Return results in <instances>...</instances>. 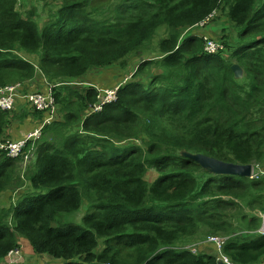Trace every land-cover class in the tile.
I'll use <instances>...</instances> for the list:
<instances>
[{"label": "trees", "instance_id": "1", "mask_svg": "<svg viewBox=\"0 0 264 264\" xmlns=\"http://www.w3.org/2000/svg\"><path fill=\"white\" fill-rule=\"evenodd\" d=\"M53 1L48 12L42 2L51 1L40 0V24L38 7L22 13L18 0H0V87L41 75L57 103L30 154L31 144L19 159L0 151V200L9 204L0 207V262L26 239L43 264H217L222 255L264 264L255 215L264 214V172L212 175L181 155L264 168V0ZM218 11L238 31L227 58L189 32ZM163 29L158 55L132 65ZM118 86V101L96 111ZM20 101L0 109V143L47 117ZM85 206L81 224H62ZM201 226L231 237L222 253L208 243L197 255L181 248Z\"/></svg>", "mask_w": 264, "mask_h": 264}, {"label": "rangeland", "instance_id": "2", "mask_svg": "<svg viewBox=\"0 0 264 264\" xmlns=\"http://www.w3.org/2000/svg\"><path fill=\"white\" fill-rule=\"evenodd\" d=\"M51 3L50 5L47 7L46 4L44 2H42V5L44 8H47L48 12L49 9L52 8V10H54L56 4L53 0H50ZM18 10L22 13H25L29 10L34 9L33 7H38L40 9V15L37 16V20L40 24L44 23V8L41 10L40 8V0H18ZM42 11V12H41ZM198 30L199 32H204L205 36L209 37L210 40L214 41V42H221L224 45V50H222L219 54L223 53V55L227 58L230 54L227 52V48H226V43H228L229 45H234L237 40H238V31L235 30L229 23L228 19L223 15L222 12L218 11L216 12V14L205 24L201 25V27L198 28H194L193 30L190 29L189 32L196 34L195 31ZM194 31V32H193ZM188 32V33H189ZM188 33H183V35H186ZM190 33V34H191ZM200 34V33H199ZM202 35V34H201ZM164 36V29L160 31V33L155 37L154 41H153V47L151 48V50L149 51H145L144 53H142L141 55L139 54H135V55H131V64L135 65L136 67V62L137 60H148V59H153L154 57H156L158 55V53L156 52L155 48L159 51V41L160 39H162V37ZM128 62V60H127ZM163 70L160 69H155L154 73H162ZM127 76H125L124 81H126V77H130L131 75H133V72H131V70H128ZM41 78V76L39 75L37 79ZM127 78V79H128ZM146 79V78H145ZM129 80V79H128ZM131 80V79H130ZM129 80V81H130ZM123 81V82H124ZM18 84V83H15ZM13 84V85H15ZM38 91L42 92L45 90V88L43 87H37ZM24 91L25 93L28 91L27 89V85L24 84ZM37 111V110H36ZM55 119H57V116H55ZM45 120V119H44ZM35 128V126L30 128V131H32ZM29 131V132H30ZM28 132V133H29ZM137 145H142L141 141H136ZM129 142H125L121 145H129ZM262 168V165L260 166ZM255 169H253V174L252 177H256L257 175H259L260 171L264 172V168H258V167H254ZM146 181H148L149 183L154 182L157 179V175L155 174V172H149L147 174V176L145 177ZM15 200V199H14ZM8 207L9 204H6L5 201L0 200V207ZM87 211L86 206L80 211L77 212L73 215H69L63 218V220H61L62 224L64 223H82V219L85 216V213ZM246 212H248L250 215H253L252 212H249L248 210H246ZM247 213V214H248ZM262 213L261 212H257L255 215H257L260 218V215ZM264 215H262L263 217ZM234 223L237 225V227L239 226L238 222H236V220L234 219ZM61 224V225H62ZM263 224V223H262ZM60 224L56 223L54 226L58 227ZM262 227V226H261ZM246 229H239L237 231V235H241V234H246L249 233V231H245ZM253 233H255L256 231H252ZM258 233V231H257ZM213 235L209 234L207 232V230L201 226L199 233L188 240H185L183 242V244H181V248L183 247H189L192 251L198 253H203V251H205L207 248V246H200V244L202 242H204L208 237H211ZM215 237H219L221 239H226V238H231V237H226V236H215ZM21 242H23V248L25 250V254L27 256V258H32L34 257L35 253L32 250V247L30 245V243L28 242V240L26 239H21ZM100 247L102 248V245H100ZM216 255V253H215ZM216 257V256H215ZM217 258V264H219V262H223L225 263L221 257H216ZM43 262V259L40 261ZM45 262V260H44ZM49 264V263H47ZM226 264V263H225Z\"/></svg>", "mask_w": 264, "mask_h": 264}, {"label": "built area", "instance_id": "3", "mask_svg": "<svg viewBox=\"0 0 264 264\" xmlns=\"http://www.w3.org/2000/svg\"><path fill=\"white\" fill-rule=\"evenodd\" d=\"M215 14H213L207 21L202 23L201 25L205 24L208 22ZM201 25L197 26L201 27ZM205 37V46H206V52L208 54H218L222 50H224V45L221 42H214L209 39V37ZM129 77L128 79H130ZM124 81L126 83L128 81ZM123 83V84H124ZM26 85V83H24ZM24 84L23 83H18L15 85H10L7 87H0V109L6 112H10L14 110L16 104L20 100L28 101L32 106L39 112L47 114V117L45 120L35 129L30 131L28 135L18 141H6L5 143L1 142L0 143V151L5 152L9 158L12 159H19L21 157H24V151L27 150L28 145L31 144L30 149L28 151V154H30L36 144L38 143L39 140L43 137V131L44 128L48 125H50L54 120L55 116H57V103L53 95V89L54 86L49 85L47 88L46 93H34V92H28L25 93L24 91ZM121 86H118L112 90L106 91L105 94L101 97V105L95 106L96 111H102L103 107L107 104H112L118 101V94ZM27 158V157H26ZM260 215V219L262 220V227L258 230V233L262 236H264V216L262 217ZM227 241L226 239H221L219 237L211 236L208 237L205 243H202L203 245L205 244H212L214 245L218 251L222 252L223 246L225 242ZM194 252V251H193ZM14 255H19L18 251H12L10 253V258H11V264L14 263L12 261V257ZM222 260L226 264H230L228 259L222 256Z\"/></svg>", "mask_w": 264, "mask_h": 264}, {"label": "water", "instance_id": "4", "mask_svg": "<svg viewBox=\"0 0 264 264\" xmlns=\"http://www.w3.org/2000/svg\"><path fill=\"white\" fill-rule=\"evenodd\" d=\"M232 71L236 79L243 78L244 71L240 65L234 64L232 66ZM181 155L185 158L194 160L201 166L204 171L212 175L251 178L253 174V165L251 164L240 165L237 163L221 161L204 154H194L186 151L182 152ZM219 264L225 263L219 262Z\"/></svg>", "mask_w": 264, "mask_h": 264}, {"label": "crops", "instance_id": "5", "mask_svg": "<svg viewBox=\"0 0 264 264\" xmlns=\"http://www.w3.org/2000/svg\"><path fill=\"white\" fill-rule=\"evenodd\" d=\"M195 33L197 35H200V36H205L204 32H199L198 30H196ZM37 78H38V76L34 80L26 83L28 91H31L33 88L36 89L37 87L48 88V86L50 85L47 82V80H45L42 76L39 79H37ZM19 102H21V101H19ZM23 130H24L23 133L20 134V132H19L20 129L15 128L12 131V133L14 134V138L18 137L21 140H22V138L24 139L27 136L28 132L30 131V128L29 129L28 128L27 129H23ZM19 139H17V140H19ZM20 244H21V250H22V256L23 257H22V259H21L19 264H43V262H40L42 259L37 258L36 255H34V257H32V258H29V257L27 258L26 254H25V250H24V248L22 246L23 242H21Z\"/></svg>", "mask_w": 264, "mask_h": 264}, {"label": "clouds", "instance_id": "6", "mask_svg": "<svg viewBox=\"0 0 264 264\" xmlns=\"http://www.w3.org/2000/svg\"><path fill=\"white\" fill-rule=\"evenodd\" d=\"M215 14H216V13H215ZM195 28H196V27H195ZM218 54H219V53H218ZM130 77H132V76H130ZM127 82H128V81H127ZM43 121H44V120H43ZM43 121H42V122H43ZM42 122H41V123H42ZM53 122H54V121H53ZM37 127H38V126H37ZM35 128H36V127H35ZM35 128H34V129H35ZM27 135H28V134H27ZM253 169H255L254 166H253ZM251 178H253V177H251ZM254 178H255V177H254ZM258 234H259V233H258ZM213 236H222V235H213ZM206 240H207V239H206ZM206 240H205V241H206ZM228 240H229V238H227V241H228ZM205 241L202 242V243H205ZM227 241H226V242H227ZM226 242H225V243H226ZM202 243L200 244V246H204ZM14 251H18V252H19V255H14V256L12 257V258H13L12 261H14L13 264H19L20 261H21V259H22V257H23V256H22V250H21V248H20V249H18V250H14ZM14 251H13V252H14ZM191 251H192V250H191ZM192 252H193V251H192ZM10 253H11V252H9L8 255H7L6 262H0V264H11V263H10V262H11ZM193 253H194L195 255H197L196 252H193ZM221 253H222V252H221ZM35 255H36V254H35ZM222 256L225 257L224 255H222ZM222 256H220V257L222 258ZM225 258H226V257H225ZM3 261H4V260H3ZM228 261H229V260H228ZM229 263H230V262H229ZM230 264H231V263H230Z\"/></svg>", "mask_w": 264, "mask_h": 264}]
</instances>
